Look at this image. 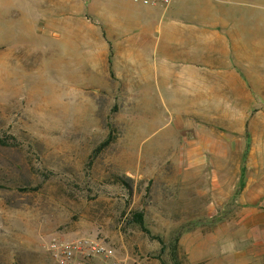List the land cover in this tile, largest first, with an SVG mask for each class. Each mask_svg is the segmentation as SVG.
Returning <instances> with one entry per match:
<instances>
[{"label":"rangeland","instance_id":"1","mask_svg":"<svg viewBox=\"0 0 264 264\" xmlns=\"http://www.w3.org/2000/svg\"><path fill=\"white\" fill-rule=\"evenodd\" d=\"M55 1L0 0V264H57L48 243L78 237L104 241L114 257L74 264H188L173 242L193 227L197 202L181 177L201 162L211 173L213 155L181 146L193 133L185 90L110 88L88 36L110 0ZM235 199L217 205V220L241 207Z\"/></svg>","mask_w":264,"mask_h":264},{"label":"crops","instance_id":"2","mask_svg":"<svg viewBox=\"0 0 264 264\" xmlns=\"http://www.w3.org/2000/svg\"><path fill=\"white\" fill-rule=\"evenodd\" d=\"M80 3L57 0L52 7ZM98 15L101 31L88 36L102 80L113 89L162 88L174 98L184 89L193 133L181 146L213 155L211 173L201 162L181 177L197 202V220L177 241L188 264H264V0L141 7L110 0ZM245 152V161H236L234 154ZM243 165V185L238 181L234 193ZM206 193L209 204L199 205ZM234 195L241 207L217 220V205Z\"/></svg>","mask_w":264,"mask_h":264},{"label":"built area","instance_id":"3","mask_svg":"<svg viewBox=\"0 0 264 264\" xmlns=\"http://www.w3.org/2000/svg\"><path fill=\"white\" fill-rule=\"evenodd\" d=\"M145 5L168 6L179 0H132ZM51 258L57 264H74L78 257L89 258L99 256L104 258L114 257L113 248L104 241L89 237L74 239H57L48 243Z\"/></svg>","mask_w":264,"mask_h":264},{"label":"trees","instance_id":"4","mask_svg":"<svg viewBox=\"0 0 264 264\" xmlns=\"http://www.w3.org/2000/svg\"><path fill=\"white\" fill-rule=\"evenodd\" d=\"M113 133L112 131L108 133V137L99 144V146L96 148V151L100 150L102 147L106 146L109 141H111V139L113 138L112 137ZM0 141L2 143H5L4 140L0 139ZM245 158H246V152L243 154V158H242V161L244 162L245 161ZM243 179H244V165L241 167V174H240V177H239V184L240 186L243 185ZM132 219L133 221H136L137 223H139L141 225V228L146 231V232H149L148 228H146V226L144 225V219H143V214L141 212H134L133 213V216H132ZM183 232L182 231H179V234ZM177 241H178V237L175 238L174 242L175 245L177 244ZM174 245V244H173ZM162 249V248H161Z\"/></svg>","mask_w":264,"mask_h":264}]
</instances>
